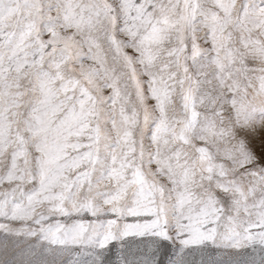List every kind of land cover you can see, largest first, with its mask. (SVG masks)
<instances>
[{"label": "snow or ice", "instance_id": "6c2138e0", "mask_svg": "<svg viewBox=\"0 0 264 264\" xmlns=\"http://www.w3.org/2000/svg\"><path fill=\"white\" fill-rule=\"evenodd\" d=\"M0 264H264V0H0Z\"/></svg>", "mask_w": 264, "mask_h": 264}]
</instances>
